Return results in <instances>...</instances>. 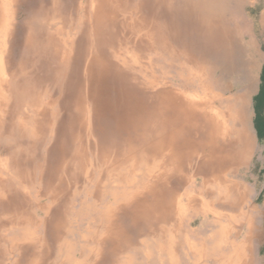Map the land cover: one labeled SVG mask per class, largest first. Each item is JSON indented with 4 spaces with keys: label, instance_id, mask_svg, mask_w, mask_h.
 I'll return each instance as SVG.
<instances>
[{
    "label": "bare ground",
    "instance_id": "1",
    "mask_svg": "<svg viewBox=\"0 0 264 264\" xmlns=\"http://www.w3.org/2000/svg\"><path fill=\"white\" fill-rule=\"evenodd\" d=\"M15 2L18 3L19 0H0V122L4 123V108L12 106L13 111L6 124L18 122L17 125L24 129L27 122L32 120L30 132L34 136L33 138L39 137L41 134L45 136L46 131L54 133L58 127L60 134L56 136L54 142L47 149V154L50 157L49 163L53 156L56 159L52 168L47 169L45 167V174H51L47 177L50 186L48 185L49 187L45 191L46 197L49 198L46 209L53 211V215L49 216L50 219H53L50 224L52 225L51 229L44 232L47 238L37 237L31 232H24L19 239L4 236H1L0 239L2 242L11 245L12 250L15 249L17 254H19L20 258L18 257V260L13 264H45L49 261V255H55L56 253L58 257L63 255L59 264H99V262H102V264H132V256H126L123 253L131 250L136 252L138 244L146 242L141 238L142 234L156 235V237H159L158 239L166 237L168 231L162 225V222L169 219L174 220L176 223L175 225L173 224L174 230L176 229L175 233L179 234L181 231L182 211L176 205L173 206L172 198L170 203L166 204L165 202L166 192L168 191L165 180L169 170L184 168V161L187 156L191 158L196 154L199 147L204 150L208 149V154L210 155L215 154L219 141H222L223 147L226 146L225 149L227 150L233 146L240 148L233 157H223L221 160V163L227 169L234 162L239 163L244 157V150H246L248 145L246 135V95L223 97L214 94L213 89H211L213 94H210L209 91L206 92L204 89L203 93L205 94L206 92V94L201 95L200 92L202 91L200 90L204 88V81L207 79L205 65L209 62L206 57L200 59L196 55L195 62L200 61L201 65H203L201 66L202 70L196 71L198 75L191 72L187 76V80L196 85L197 89L194 94L176 92L170 88L159 89L157 81L149 78L146 81H141L138 75L143 73V69L139 63L136 66L140 71L128 73L126 66L130 62L125 56V52H128V47L126 48L125 45L128 42L136 49L135 51L144 56L155 49L154 46L159 41L156 36H161V43L164 48H167L168 40L171 38L168 37L169 39H167L163 31L161 32L158 29L156 26L157 18H154V14L149 12L146 17L143 16L142 12L149 7L147 6L149 0H140L134 10L130 7L129 0H86L83 6L85 14L80 21L82 29L76 36L72 35L71 30L65 25L67 13L62 14V10H60L64 5L61 7L58 0H49V5L47 4L43 7L38 2L40 12L43 15L40 22L41 34L40 37L37 36V41L44 42L47 45L46 57L48 59L46 61L47 64L52 63L49 68L45 67L42 70L43 72L37 71L30 65L32 53L30 52V55L27 52L16 66V74L9 77L6 73L7 64L2 55V47L4 46V41H7L12 33L10 29L11 21L6 15L10 8L9 4H14ZM73 3V5L66 4L64 7L66 10H64H73L74 6H76L74 1ZM29 10L31 9L29 8ZM49 15L52 16L49 17ZM56 15H61V19ZM170 15L172 16V14ZM214 20L212 18L210 25L213 28ZM216 29L219 30L218 28ZM186 32L187 24L178 25L175 22L172 29V39L185 40L186 36H188ZM222 35L216 36L213 34L214 37L210 35L208 39L211 42H218L220 38H223ZM35 40L34 35L27 33L25 43L28 50L31 51L36 46L37 42ZM215 44L207 45L211 49L218 47ZM188 46L186 45V47ZM214 51L218 52L217 49ZM42 53L45 56L44 49ZM202 54L204 55V53ZM212 56L209 55V57ZM133 62L137 63L138 59L134 58ZM67 70H69L72 77L82 74L79 79L82 85L79 87L75 86V83L78 82L75 80L74 85L71 83L72 81L67 85V89H74L75 92L71 90L70 96L67 93L65 98H62V107L67 109L69 107L74 112H72L71 121L65 122L62 120L59 126L55 127L54 116L47 111L42 102H39L41 101L39 97L42 93L45 94L44 99L46 101L52 94H56L54 92L56 87L53 83L58 74L62 75ZM13 79L18 83L19 90L16 87L17 83L12 82ZM108 88H115L117 92L122 90L125 92H136V95L140 92L142 97L139 100L138 97L132 98L135 100L136 107L130 111V114L128 113L127 117L122 120L119 119L120 121L117 124L113 122L116 120L115 117L110 119L104 115L99 119L102 128H104V132L102 131L104 135L100 137V140L103 141L101 143L95 133L99 129L97 127L99 123L97 121L99 120L95 122L99 110L93 108L90 104L95 101L96 93L103 89L105 91ZM9 91H11V98H9ZM21 91L23 92L19 95L18 93ZM28 94L31 98L25 99L30 97ZM217 100L221 104V108H219V104H216ZM38 103L41 104L39 105ZM214 104H216V108H213ZM23 106L28 108H24L26 111L22 109L23 112L21 113L20 109ZM128 109L130 110V108ZM68 122L69 125L67 126ZM99 130L101 132V129ZM72 132L73 135H78L80 147L77 148V152L72 154L70 153L71 151L63 150L61 152L62 156L60 154L57 155L56 146L69 138ZM187 134L190 137L189 139L185 136ZM183 136L187 139H184V142H182ZM36 140L34 139L32 144H36L38 141ZM113 140H117V143H113ZM66 143L68 142L66 141ZM43 146L44 143L42 144ZM195 146H197V149ZM112 148L124 151L120 154L112 153ZM241 148L243 149L241 150ZM97 152H102L103 159L101 164L100 162H94L92 158L87 160V156L90 153L95 156ZM19 153L21 154V150L17 151V154ZM207 159L211 160V158ZM200 160L203 161H201L199 166L203 162L208 161L205 158H200ZM10 161V157H6L5 160L0 157V165L4 163V166L0 167V193L4 188L3 186L6 185L4 180L7 177L4 172L8 171ZM204 165L212 166L213 161L211 160ZM72 166L74 167L73 172L71 170ZM20 168H22V171L17 176L18 179L16 181L24 186L25 180L29 178L25 173L26 168ZM212 168L215 169L214 166ZM93 169L99 171L97 178H93L95 176ZM140 175L142 176L139 177ZM107 179L109 181L112 180L118 186L117 190H110L111 204L104 209L95 210L99 215L100 221L91 225L88 235H82L80 232L76 233L77 231L72 228L70 223L72 210L69 204L75 196L73 189H77L78 186L82 187L92 184L94 180L95 189L88 192L87 195L94 199L89 207L97 209L95 208L96 205L103 202L107 196L103 190V186L108 182L106 181ZM53 182L55 183L52 185ZM226 185L228 189L234 188V184L227 183ZM28 203L30 204V202ZM207 203L209 204V202ZM0 207L4 209L2 203H0ZM13 207L15 206L13 205ZM13 207L11 206V208ZM116 210L126 211L125 214L131 215L129 226L120 217L114 216L113 211ZM16 211L23 214V206L16 209ZM88 213H84V216L88 215ZM25 221V217L22 216L19 222L24 224ZM75 233L85 240L84 244L77 241V246L67 238L70 235L75 237ZM47 239H49V242ZM51 245L54 246L53 253L52 248L50 252ZM181 259L183 258H180V261ZM151 261L153 263V260Z\"/></svg>",
    "mask_w": 264,
    "mask_h": 264
},
{
    "label": "rangeland",
    "instance_id": "2",
    "mask_svg": "<svg viewBox=\"0 0 264 264\" xmlns=\"http://www.w3.org/2000/svg\"><path fill=\"white\" fill-rule=\"evenodd\" d=\"M73 1L76 5L74 6L73 10L71 9V11H65L66 8L64 7L66 6V4L73 5ZM73 1L58 0L61 7L64 5L60 9L62 10V14L67 13L65 25L68 29L71 30V34L76 36L82 29L80 21L85 14V8L83 6L85 5L86 0ZM237 1H240L241 6L234 4L232 9L227 11L228 13H221L220 9L217 8L219 6L218 0H149V2L147 3V6L149 7L142 12L143 16L146 17L149 12L154 14V18H157L156 26L161 32L163 31L167 39L171 37V41L168 40L169 43L167 45V48H164L163 44L161 43V36H156L159 40L158 44H155V49L151 50L144 56L135 51L136 49L130 44V42L125 45L126 48L128 47V52H125V56L130 62V65L128 64L126 66L128 73L131 74L133 73V71H138L139 69L136 64L139 63V65L143 69V73H141V75H138L141 81H146V79L149 78L151 80L157 81L159 89L170 88L176 92H189L192 94L196 93V85H194L193 82L187 80V76L191 72L197 74L196 71L199 72L200 70H202L201 66L203 65H201L200 61H198L199 63L195 62V55L200 59L206 57L207 61L209 62L208 64L206 63V65L204 64L206 66L205 68L207 79L204 81V88H201L200 90L202 91L200 92L201 95H205L208 91L210 94H213L211 92V89H213V91L214 89L222 90L223 92L229 94L226 96L246 95V122L249 126V130L253 139L252 148L248 155L245 157L244 161L237 166H231L228 171L223 163H221L223 157H227L228 155L227 149H225L226 146L223 147L224 145L222 141H219L217 143L215 154L210 155L208 154V149L204 150L202 147H199L198 151L196 150V154H194L193 156L191 155V158L187 156V159H185L184 161V168L169 170V172L167 173L168 180H165V185L168 189V191L166 192L167 196L165 202L166 204L170 203V199L172 198L173 206L176 205V207L180 208V210L182 211L183 216L181 218V231L179 234L175 233L176 229L174 230L173 227L176 223L174 222V220L172 221L171 219H169L162 222V225L165 226L168 231V235L166 237L164 236L162 239H158L159 237H156V235L151 236L142 234L141 238L146 242L139 243L136 252L131 250L123 253L126 256H132V264H231V262L227 259L228 255H232L235 264H243L240 258L244 260L245 257H242L239 254V250L241 247L249 243V238L247 235L249 234L248 232L250 231L249 228L251 224L254 227V235L252 238L253 251L248 252L246 256L248 259L253 256L252 258L254 262L252 264H264V137L260 138L258 136L254 121L256 116L254 101L263 81L262 71L264 66V0ZM38 2L41 3L40 6L44 7V5L46 6L48 4L49 0H35V2L34 0H19L18 3L15 2L14 4H9L10 8L8 9L9 11L6 16L11 21L10 29L12 33L7 41H4V46L2 47V55L7 64L6 73L9 75V77L16 74V66L22 60L24 54L27 52L32 53L30 65H32L33 68L37 69V71L43 72L42 70H44L45 67L49 68L52 63L50 62L47 64L46 61L48 59V57H46L47 45L44 44V42L37 41V36L40 37L41 34L40 22L43 15L40 12ZM136 3L137 0H129V5L133 10L140 3V0H138L137 4ZM29 8L31 10H29ZM230 11L232 12V15L236 17L238 22H241L243 24V20H246L249 23V34L253 40L255 52H252L250 55L251 61H253V67H251V73L248 79H246L247 74L245 71V69H247L248 67V64L245 65L243 63V60L246 59L245 55L242 53L244 51L243 49H241L240 42H237L238 46L236 49L233 40H231L233 34L230 30H227L229 28L227 21L231 18ZM170 14H172L173 18ZM51 16L52 15H49V17ZM56 16L61 19V15ZM214 16L215 24L213 28L210 25L212 18L214 20ZM174 21L178 25L187 24L186 33L188 36H186L185 40L172 39V29L173 25L175 24ZM163 27L165 28L163 29ZM216 28H218L219 30L216 31ZM27 33H31L32 35H34L36 38L35 42H37L36 46L31 51L28 50V47H26L25 43ZM213 34H215L216 36L217 34L218 36L223 34V38H220L218 42H214L213 40V42H211V40L208 38L210 35L213 36ZM207 44H215L216 46H218L215 47L218 52L214 51L216 50L215 48L210 49V46H208ZM186 45L189 46L186 47ZM43 49L45 52V56H43L44 53H42ZM192 51L194 52V54H192ZM234 51L237 53V55H234ZM202 53H204V55ZM209 55L213 56L209 57ZM134 58L138 59L137 63L133 62ZM81 76L82 74H78L77 76L72 77V75L69 73V70L65 71V73L62 75L58 74L56 80L53 83L56 87V91H54L56 94H52L49 99H46V101L44 99L45 94L42 93L40 95L39 98L41 101L39 102H42L47 111L50 112L52 116H54L55 119L53 121L55 127H58L62 120L65 122L71 121V116L73 114L72 112L74 111H71V108L69 107V110L66 107L63 108L61 102L62 98L64 99L67 93L68 96H70L71 90L75 92L74 89H67V85H69L71 81L73 85L75 81H78L77 83H75V86L77 87L82 85V82L79 80ZM180 76H182V78ZM218 78H221V80H219ZM12 82L17 83L15 79H13ZM246 85L248 87L247 93L244 92V88ZM16 87H18L19 90L18 83ZM204 89L206 90L205 94L203 93L205 91ZM22 92L23 91L19 92L18 94L20 95ZM135 93L136 92H125L124 90L117 92L115 88H108L105 91L103 89L99 93H96L95 101L90 104V106L99 110L98 117H96L97 119H95V122L96 120L101 119V117L104 115L107 118L109 117L110 119L112 117H115L116 120L113 122L116 124L120 120L127 117L128 113L130 114V111L136 107L134 99L138 97L139 100L142 97V94L140 92H138L137 95ZM8 94H10L9 98H11V91H9ZM28 96L30 95L28 94ZM30 98L31 96L25 99ZM38 104L40 105L41 103ZM216 104H219V108L222 107L218 100L216 101ZM216 104H214L213 108H216ZM24 108L26 109L28 107L23 106L20 109L21 113L25 110ZM128 108H130V110ZM12 109V106H6V108H4V123L0 122V157L4 160L6 157H10L11 160L9 163L8 171L4 172L7 177L4 180L6 185L3 186L4 188L0 193V203L4 205V209L0 207V237L4 236L7 238L19 239L24 232H31L37 237L46 239L47 237L45 236L44 232L51 229L52 225L50 224L51 220L53 219H50L49 216L53 215V211L46 209L48 206L49 198L46 197L45 191L50 186V182L48 183L47 177L51 174H45V170L46 168H52V166L55 164L54 162L56 161L53 156L51 162L49 163L50 157L47 154V149L52 144V142H54L56 136L60 134V129L58 127V129H56L54 133H50L51 131H46L45 136L41 134L39 137L33 138L34 136L30 132L32 120L30 122H27V125L24 129L20 128L17 125L18 122H10V124H6V121L8 120L10 114H12ZM97 122H99L97 127L101 129V132L98 129L95 131V133L97 135L96 137L100 140V137L104 135V128H102L100 120ZM68 125L69 122L67 123V126ZM71 134V136L67 138L63 143L56 146L57 155L60 154L62 156L61 152L63 150H67L69 152L71 151L70 153L72 154H75L77 152V148L80 147L78 135H73V132ZM185 136L188 137V139L190 138L188 134ZM185 136H183L182 142H184V139L187 140ZM34 139L38 140H36V144H32ZM66 141L68 143H66ZM100 141L101 143H103L102 140ZM43 143L44 146L42 147ZM113 143H117V140H113ZM65 145L68 147H66ZM195 147L197 149V146ZM19 150H21V154H17V151L19 152ZM111 151L112 153L115 152L117 154H120L124 150L112 148ZM198 152L199 154L197 155ZM101 153L102 152H97L95 156L90 153V155L87 156V160H89V158H92L94 162H100L101 164V161L103 159ZM200 158H205L208 161H206L205 163L203 162L202 165L199 166L201 161H203L200 160ZM207 158H211V160L213 161L212 166H214L215 169H212L211 165H204L208 164V162L211 161ZM3 166L4 163L0 165V167ZM19 167L26 168L25 173L29 178L25 180L26 183L24 184V186L20 185L16 181L18 179L17 176L22 171V168L19 169ZM73 169L74 167L72 166V172ZM211 171H215L216 173L211 174ZM225 172L227 173L225 174ZM94 173L95 176L93 178H97L99 176V171L94 170ZM141 176L142 175H140L139 177ZM106 181L108 182L105 184V186H103V190L107 194V196L105 197V200L103 202H101L99 205H96L95 208L97 209H91L89 207L93 203L94 199L88 197L87 195L88 192L95 189L94 180L92 181V184L90 183L89 185L82 187L78 186L77 189H73L75 196L69 204V207L72 210V213L70 215V223L72 228L77 231L76 233L80 232L82 235H88L90 233L91 225H94V223L100 221L99 215L97 214V212H95V210L104 209L107 205L111 204L110 190H117L118 186L115 185V182H113L112 180L109 181L107 179ZM226 182L230 184H236L235 189H228ZM54 183L55 182H53L52 185ZM243 190L246 191L244 192L245 200L240 204L239 208H243L245 212L244 216L243 214L241 215V212L239 210L231 209L229 206H225V203H223L226 198L225 194L229 193V197L232 196L230 199L231 202L233 200V194L240 193ZM209 191L213 193L211 197L217 200V202L213 206L212 211L205 212L201 209L200 205L197 204L196 199L193 200L190 195L193 194L192 196H203L204 194H206V192ZM168 193H170L169 196ZM204 196L206 197V195ZM218 201H220L224 205L220 204V202ZM28 202H30V204ZM191 204L193 205V207ZM13 205L15 207H13ZM11 206L13 208H11ZM22 206L24 212L23 214H21L19 211H16V209H19ZM87 212H89L88 215L84 216V213ZM113 213L114 216L120 217L123 222L129 226V222H131V215H129L128 213L125 214L126 211L124 212L122 210H116L113 211ZM30 214L34 216L32 217V215ZM22 216H24L26 220L24 224H21L19 222ZM29 217L30 219H28ZM201 229L203 230V232ZM224 229H226L227 235H221ZM76 233L75 237L73 235H70L67 238L77 246V241L84 244L85 240L80 238ZM199 234H203L205 241H202V237H198ZM188 235L193 242H195V240L197 243L201 242L204 245L203 249H207L211 255H213L211 247L213 245V242L211 239L214 238L215 242L218 241L219 243H221V249L218 250V255H221L220 260L211 256L208 258V260H204L202 258L200 261H198V257L195 254L197 249L194 247L190 248L187 241L185 240ZM198 240L200 241L198 242ZM47 241L49 242V239H47ZM51 248L53 253L54 246H50V252ZM175 249L178 251H176ZM56 255L57 253L55 255H49V261H47L45 264H59L63 255H60V257ZM18 257L19 254H17V251L15 249L12 250L11 245L2 242L0 239V264H13L18 260ZM74 258L76 259V257ZM180 258L183 259H181L180 261ZM151 260H153V263ZM248 263L249 262H246L245 264ZM99 264H102V262H99Z\"/></svg>",
    "mask_w": 264,
    "mask_h": 264
},
{
    "label": "crops",
    "instance_id": "3",
    "mask_svg": "<svg viewBox=\"0 0 264 264\" xmlns=\"http://www.w3.org/2000/svg\"><path fill=\"white\" fill-rule=\"evenodd\" d=\"M218 3H219V6L217 7V8H219L220 9V11H221V13L222 12H226V13H228L227 11L228 10H231L232 9V7H233V5L234 4H237V5H239V6H241V4H240V1H237V0H218ZM217 10V9H216ZM223 15V14H222ZM230 19L227 21V23H228V25H229V28L227 29L228 31L230 30L231 31V33L233 34V36L231 37V40H233V42H234V46L236 47V49H237V46H238V43L237 42H240V44H241V49H243V51L244 52H242L244 55H245V57H246V59L245 60H243V63L246 65V64H248V67H247V69H245V71H246V74H247V78L246 79H248L249 78V75H250V73H251V67H253L252 66V63H253V61H251V58H250V55H251V53L252 52H255V46H254V43H253V40H252V38H251V36H250V34H249V23H248V21H246V20H243V24L241 23V22H238V20L236 19V17L234 16V15H232V12L230 11ZM235 17V18H234ZM263 20H264V17H263ZM214 22H215V20H214ZM226 29V28H225ZM236 29V30H235ZM244 30H246V31H244ZM216 31H218L217 29H216ZM218 35V34H217ZM220 36V35H219ZM246 36V37H245ZM248 36H249V40H248ZM222 40V39H221ZM225 41V40H224ZM247 43V44H246ZM244 48H243V47ZM234 53V55H237V53L234 51L233 52ZM236 53V54H235ZM181 78H182V76H180ZM219 80H221V78H218ZM244 92H248V87H247V85L245 86V88H244ZM214 93H216V95H218V96H226V95H229V94H227V93H225V92H223L222 90H215L214 89ZM243 94V93H242ZM246 127H247V129H246V135H247V143H248V145H247V148H246V150H244V157L241 159V161L243 162V159H245V157L248 155V153L250 152V150H251V148H252V143H253V139H252V135H251V133H250V130H249V126H248V124H247V122H246ZM232 137V136H231ZM239 149L240 148H238L237 146H233V147H230L229 148V150H227V152H228V155H227V158H231V157H233L236 153H237V151H239ZM243 148H241V150H242ZM248 149H249V151H248ZM218 151H219V149H218ZM239 162V163H237V162H234L233 164H232V167H234V166H237V165H239V164H241L242 162ZM230 168H231V165H230ZM230 168H226L227 169V171L230 169ZM213 169V168H212ZM214 173H216L215 171H211V174H214ZM227 172H225V174H226ZM233 185V184H232ZM236 184H234L233 186H234V188L233 189H235V186ZM228 191V190H227ZM244 192H246V191H242V192H240V193H234L233 194V200H232V202H230V199H231V197L232 196H230L229 197V193L228 194H225V200H224V203H225V206H229L231 209L233 208V209H236V210H239L240 212H241V215L243 214V216L245 215V212H244V210H243V208H239L240 207V204L242 203V202H244V200H245V193ZM213 193L212 192H206V197L203 195V196H199V195H197V196H192L193 194H191L190 195V197L193 199V200H195L196 199V202H197V204H199L200 205V207H202V210H204L205 212H208L209 210L210 211H212L213 210V206L215 205V203L217 202V200H215V199H211V195H212ZM240 194V195H239ZM236 195V196H235ZM208 196V197H207ZM209 198V199H208ZM236 199V200H235ZM204 201H206V202H204ZM207 202H209V204L207 203ZM218 202H220V201H218ZM227 203V204H226ZM220 204H222L221 202H220ZM209 205V206H208ZM211 205V206H210ZM222 205H224V204H222ZM206 207V208H205ZM237 207V208H236ZM205 208V209H204ZM209 208V209H208ZM212 208V209H211ZM206 209H208V210H206ZM219 216V215H218ZM250 231L248 232L249 233V235H247L248 236V238H249V243L248 244H246V245H244L243 247H241L240 248V250H239V254L242 256V257H245L244 258V260L242 259V258H240L241 260H242V263L243 264H245L246 262H249L248 264H252L253 263V259H252V257L251 258H247V256H246V254L248 253V252H252L253 251V248H252V238H253V229H254V227H253V225L251 224L250 225ZM202 230V229H201ZM202 232H203V230H202ZM251 232V233H250ZM221 235H227V232H226V229H224L223 230V232H222V234ZM189 236V235H188ZM198 237H202V241H205V239H204V237H203V234H199L198 235ZM197 237V238H198ZM185 240L187 241V243H188V245H189V247L191 248V247H194V248H197V252L195 253L196 255H197V253H198V255H197V257H198V260L200 261L202 258L204 259V260H208V258L209 257H213V258H218V260H220V257H221V255H218V250L219 249H221V246H219L220 245V243L218 242V241H216L215 242V239L214 238H212L211 240H212V254L213 255H211L209 252H208V250L207 249H203L204 248V245L201 243V242H199L200 240H198V242L199 243H197L196 242V240H195V242H193L192 240H191V238H190V236L189 237H187V238H185ZM198 245H200V246H198ZM200 248V249H199ZM217 248H219V249H217ZM249 250V251H248ZM199 251V252H198ZM202 251V252H201ZM200 254H202V255H200ZM208 254V255H207ZM216 254V255H215ZM206 255V256H205ZM206 259H205V258ZM227 259L231 262V264H235L234 263V260H233V258H232V255H228V257H227ZM198 264H206V263H198ZM209 264V263H208Z\"/></svg>",
    "mask_w": 264,
    "mask_h": 264
},
{
    "label": "trees",
    "instance_id": "4",
    "mask_svg": "<svg viewBox=\"0 0 264 264\" xmlns=\"http://www.w3.org/2000/svg\"><path fill=\"white\" fill-rule=\"evenodd\" d=\"M262 84L258 94L255 97L254 109L256 112L255 116V127L260 138L264 137V66L262 71Z\"/></svg>",
    "mask_w": 264,
    "mask_h": 264
}]
</instances>
